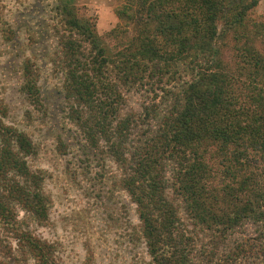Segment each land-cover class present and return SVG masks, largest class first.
<instances>
[{
    "label": "trees",
    "instance_id": "obj_1",
    "mask_svg": "<svg viewBox=\"0 0 264 264\" xmlns=\"http://www.w3.org/2000/svg\"><path fill=\"white\" fill-rule=\"evenodd\" d=\"M261 1L124 0L110 47L61 0L64 110L86 147L122 168L149 264H264V21L248 23ZM24 76L38 104L35 74ZM35 154L0 122V264H60L14 207L49 218Z\"/></svg>",
    "mask_w": 264,
    "mask_h": 264
},
{
    "label": "rangeland",
    "instance_id": "obj_2",
    "mask_svg": "<svg viewBox=\"0 0 264 264\" xmlns=\"http://www.w3.org/2000/svg\"><path fill=\"white\" fill-rule=\"evenodd\" d=\"M123 3L75 0L74 9L111 47L107 35L122 23L116 11ZM60 7L61 0H0V122L33 140L36 154L28 163L43 175L50 199L44 222L17 204L15 210L36 236L55 244L60 264H149L137 207L122 188V168L88 149L64 110L65 77L57 66L64 55L60 43L70 35ZM253 21H264V0L250 12ZM27 68L37 80L38 104L23 92ZM140 104L139 94H131L126 112L139 111Z\"/></svg>",
    "mask_w": 264,
    "mask_h": 264
}]
</instances>
